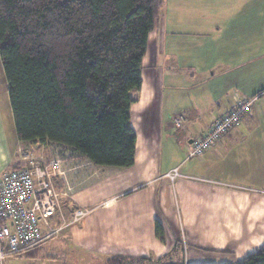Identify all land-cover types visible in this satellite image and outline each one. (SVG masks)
Masks as SVG:
<instances>
[{
    "label": "crops",
    "instance_id": "1",
    "mask_svg": "<svg viewBox=\"0 0 264 264\" xmlns=\"http://www.w3.org/2000/svg\"><path fill=\"white\" fill-rule=\"evenodd\" d=\"M163 5L130 110L136 154L129 167L98 165L59 145L22 144L0 57V177L23 166L25 153L62 158L63 173L54 180L60 209L48 224L42 221L45 239L36 249L58 242L62 252L77 259L76 251L88 264H106L113 256L201 264L208 255L224 260L212 264H226L263 245L264 124L231 126L226 141L234 145L232 155L227 143L223 148L230 153L218 154L219 141L199 156L188 153L217 119L245 100L252 101L251 115L264 116V0ZM207 97L213 100L203 106ZM205 113L212 115L202 130L197 122ZM179 115L186 118L182 128L175 124ZM12 128L15 139L8 135ZM237 134L243 139L233 137ZM175 168L180 175L172 179L167 174ZM79 208L88 213L73 222ZM157 222L165 240L157 235ZM188 245L197 263L185 262ZM86 252L88 258L82 257Z\"/></svg>",
    "mask_w": 264,
    "mask_h": 264
},
{
    "label": "trees",
    "instance_id": "2",
    "mask_svg": "<svg viewBox=\"0 0 264 264\" xmlns=\"http://www.w3.org/2000/svg\"><path fill=\"white\" fill-rule=\"evenodd\" d=\"M164 1L0 0V57L19 140L59 145L98 165H133L130 110ZM156 230L165 240L159 222ZM106 264L178 263L113 256ZM226 264H264V243Z\"/></svg>",
    "mask_w": 264,
    "mask_h": 264
},
{
    "label": "built area",
    "instance_id": "3",
    "mask_svg": "<svg viewBox=\"0 0 264 264\" xmlns=\"http://www.w3.org/2000/svg\"><path fill=\"white\" fill-rule=\"evenodd\" d=\"M250 105L251 100H245L216 120L209 131L194 142L188 156L201 155L222 133L241 120ZM185 121L183 115L175 118V124L180 128ZM24 160L22 168L0 177V264L5 263L7 255L43 242L42 221L48 224L49 218L60 209V193L54 180L63 173L62 158L25 153ZM178 170L175 168L167 175L175 179L180 175ZM87 213V209H77L73 222L81 220ZM50 229L49 236H52L61 228Z\"/></svg>",
    "mask_w": 264,
    "mask_h": 264
},
{
    "label": "rangeland",
    "instance_id": "4",
    "mask_svg": "<svg viewBox=\"0 0 264 264\" xmlns=\"http://www.w3.org/2000/svg\"><path fill=\"white\" fill-rule=\"evenodd\" d=\"M163 9H164V7H163ZM195 88H201V87L200 86H196ZM210 100L212 101L213 99L207 97L204 100V102H202V105L204 106L206 104V106H208L211 103ZM251 104H252V101H251ZM251 113H252V107L250 105V108L245 111V113L242 116L241 120L239 122H237L236 124H238V123L240 124L241 123V124H243L245 126H255V125H257L258 127L261 126L262 124H264V116H262V118H261V117L256 116V114L255 115H251ZM211 115H212V113H210V114L209 113H205V114H202L200 116L199 121L197 123H198L199 127L202 128V130L205 127V125H207L208 121L211 119ZM260 120H261V122H260ZM224 133L222 135L223 136L222 138H220L218 140H215L216 142L219 141L218 143H220V144L217 145V148L215 149L216 151H218V154L220 156H226L227 154L230 153V150H227V149L223 148L224 144L229 142V141H226V140H229V139H227L226 135L227 134L229 135L230 132L228 133V131H227L225 134ZM8 135L9 136L11 135V137H13V139H15V129L12 128L11 131H8ZM238 136H239V134L234 135L233 137L237 138V139H243V138H240ZM22 144H23V142H22ZM227 144H230V149L232 150L231 155H232V153L234 151L233 150L234 145H231V142L227 143ZM22 147L25 148V145H22ZM18 148H19V146H18ZM204 152L202 154H204ZM68 251L62 252L61 245L58 242H52L51 241L50 243H48L46 245L45 248L42 247L39 250L36 249V247H35L34 249H31L30 251H28L26 253L25 252H21L18 255L9 254V255H7L5 257V263L4 264H88L87 263L88 260L82 261V260L79 259V256L76 254V251H74V253L77 256V259L75 257L71 256L70 251L69 252ZM209 252L210 251H205L206 254H210ZM51 253H54V254L57 253V255L51 257ZM58 253H59V255H58ZM184 253H185V262L186 263H189V262L190 263H197L196 262L197 260L192 259L193 255L194 256L196 255V251L192 249V246H190V245L185 246ZM47 255H50V256H47ZM84 255L88 258L89 253L86 252L85 254H82V257H84ZM209 256L210 255H208L207 258L201 260L198 263H201V264H212V263H216L217 262L216 260L209 259ZM223 261L224 260L219 259L217 263H222ZM92 264H100V263L97 262V261H94Z\"/></svg>",
    "mask_w": 264,
    "mask_h": 264
}]
</instances>
